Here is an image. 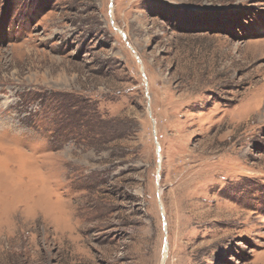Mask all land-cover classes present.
<instances>
[{
  "label": "rangeland",
  "instance_id": "rangeland-1",
  "mask_svg": "<svg viewBox=\"0 0 264 264\" xmlns=\"http://www.w3.org/2000/svg\"><path fill=\"white\" fill-rule=\"evenodd\" d=\"M262 98L264 0H0V264H264Z\"/></svg>",
  "mask_w": 264,
  "mask_h": 264
},
{
  "label": "bare ground",
  "instance_id": "bare-ground-1",
  "mask_svg": "<svg viewBox=\"0 0 264 264\" xmlns=\"http://www.w3.org/2000/svg\"><path fill=\"white\" fill-rule=\"evenodd\" d=\"M263 79V78H262ZM264 98H262V100H263Z\"/></svg>",
  "mask_w": 264,
  "mask_h": 264
}]
</instances>
